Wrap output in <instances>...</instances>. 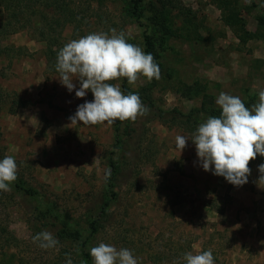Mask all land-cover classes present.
Returning a JSON list of instances; mask_svg holds the SVG:
<instances>
[{"label":"rangeland","instance_id":"obj_1","mask_svg":"<svg viewBox=\"0 0 264 264\" xmlns=\"http://www.w3.org/2000/svg\"><path fill=\"white\" fill-rule=\"evenodd\" d=\"M150 1L143 0V16L137 21L131 0H69L75 22L55 34L62 48L73 39L97 32L111 35L115 29L144 51L145 36H154L161 53L155 62L164 67L152 90L154 107L145 105L146 115L122 125L120 146L115 145V123L71 124L77 107L94 96L88 91L78 98L60 83L57 59L49 61L35 23L19 17L20 23L12 19L10 33L0 31V90L6 94L0 159L13 156L15 182L37 192L29 196L15 182L10 191H0V264H67L69 258L82 264L80 246L86 238L89 254L103 242L131 250L138 264H186L184 254L207 250L215 264H264V185L258 186L256 161H250L248 183L235 186L203 169L191 140L182 152L177 149V135L190 139L193 134L154 115L157 108L183 113L199 108L202 97L181 93L182 86L196 82L206 86L217 108L222 91L243 102L258 101L264 90V30L258 21L264 3L177 0L168 7L170 29L162 46L160 27L147 11ZM224 4H235L233 22ZM9 16L0 8V23L6 25ZM123 79L112 82L121 91ZM73 83L78 90L79 81ZM151 83L140 76L135 87L128 86L137 92ZM110 158L120 162L113 198L107 185ZM108 200L107 212L101 213ZM48 209L54 215L42 216ZM249 210L259 212L252 232L242 215ZM93 221L99 231L90 236ZM65 224L81 237L62 238ZM45 230L59 241L56 247L43 249L33 242Z\"/></svg>","mask_w":264,"mask_h":264},{"label":"clouds","instance_id":"obj_2","mask_svg":"<svg viewBox=\"0 0 264 264\" xmlns=\"http://www.w3.org/2000/svg\"><path fill=\"white\" fill-rule=\"evenodd\" d=\"M59 81L69 92L75 90L78 98H84L88 91L92 101L77 107L69 119L71 124L84 126L114 124L117 120L133 121L144 116L149 109L136 92L124 94L112 83L127 78L135 87L140 76L149 82L161 79V69L151 53L129 43L123 32H97L73 39L57 53L55 65ZM74 80L79 81L77 90ZM258 101L250 107L239 96L220 92L215 103L222 110L219 116H209L200 123L189 139L183 135L175 138L177 149L182 152L188 140L196 148L200 164L205 171L223 176L235 186L248 183L251 175L250 161L257 155L264 156V90L259 91ZM214 166V171H213ZM258 186L264 185V164L258 166ZM18 179V165L15 158L6 155L0 159V191H10V185ZM33 242L43 249L54 248L59 241L48 231L37 233ZM69 254H66V256ZM93 264H138V259L127 248L99 243L90 248ZM186 264H215L211 250L198 254H184ZM67 264H72L69 258ZM86 264V262H82Z\"/></svg>","mask_w":264,"mask_h":264},{"label":"trees","instance_id":"obj_3","mask_svg":"<svg viewBox=\"0 0 264 264\" xmlns=\"http://www.w3.org/2000/svg\"><path fill=\"white\" fill-rule=\"evenodd\" d=\"M68 1L69 0H0V8H2L5 12H9V18H11V20H9L6 25L2 22L0 23L1 34H5L4 32L7 31L8 33H10L8 27H13L12 19L20 23L22 19H19V17H28V22H30V24L33 25V23H35L34 25H37V36L46 43L47 57L49 61H53V59H57V53L61 49V43L59 42L58 37L55 36V34H58L59 30L64 29L65 25L73 24L75 22V19L72 16L73 11L70 8V4L68 3ZM176 1L177 0H151L147 7V11L150 13V20L152 24L154 26L160 27V31L162 34V46L165 43V38L167 34H169L170 29L168 26L167 16L168 7H174ZM131 2L134 4L133 15L135 16L137 21H140L143 16V0H131ZM262 2L264 3V0H262ZM224 7L226 9L229 7L232 13V20L229 22H233L234 20H236L237 15L235 13V4H224ZM47 11L54 13L56 17H48V14L46 13ZM262 12L263 15L258 17V21L259 25L264 30V8ZM238 15L240 16L241 14L239 13ZM145 47V52L151 53L154 56L155 61H157L161 57V53L158 51L156 43L154 42V36H145ZM156 63L159 65L162 74L164 69L163 64L160 62ZM156 83L157 80L153 79V83L142 87L139 91L136 92L140 95L143 104L148 105L149 108L154 107L152 90ZM206 91V86L201 84L200 82H196L190 86H182L181 93L184 97L191 99L199 97L203 98L201 106L199 108L192 109L188 113L180 112L177 109L165 111L157 108L154 112L155 118L167 125L177 126L187 130L191 134H194L200 123L204 122L209 116H219L222 111L220 108H217L215 106L213 97ZM122 92L124 94H128L129 92H131L128 86L127 78L123 79ZM5 95L6 94L0 90V112L5 105ZM244 103L246 106L250 107L253 103H256V101L254 99H250L249 101H244ZM20 106L22 107L23 104H21ZM10 111L13 114L16 113V110ZM125 122L127 121L121 122L117 120L115 122L116 146H120L121 144L119 132ZM252 161H256V164L258 166L260 164H264V156H260L258 154L256 159ZM108 166L111 170L107 172V185L109 194H111V197L113 198L115 197V192L113 190V188L115 187L114 181L116 180V176L120 173V162H115L110 158ZM22 185V181L15 182V187L20 191L25 192L27 195L32 197L37 195V192H34L29 188H24ZM109 206L110 200H108L103 205L101 213L107 212L106 208H108ZM46 214L54 215L51 209H48L47 212H41L42 216H45ZM89 229L91 230L90 236L96 234L99 231L97 222H90ZM7 232L8 231L6 229L2 230L3 234ZM71 234H74L77 237H81L79 231L73 230L70 226L65 224L63 230L60 232L61 237L67 238ZM88 240L89 238L85 239V241L80 246V249L83 254L82 262L91 264L92 257L86 251L88 247Z\"/></svg>","mask_w":264,"mask_h":264},{"label":"crops","instance_id":"obj_4","mask_svg":"<svg viewBox=\"0 0 264 264\" xmlns=\"http://www.w3.org/2000/svg\"><path fill=\"white\" fill-rule=\"evenodd\" d=\"M242 215H243V218H244V220H245V222L244 223H247V224H249V227H250V231L252 232V230H253V219H255V217H257L258 215H259V212L257 213V211L256 210H249V212H246L245 211V213L243 212L242 213ZM188 216V215H187ZM187 218V217H186ZM245 218H247V219H249L248 221H246V219ZM252 235V234H251ZM255 237L254 238H256V235H254ZM251 242V243H250ZM249 242V244L248 245H250V244H252V240Z\"/></svg>","mask_w":264,"mask_h":264}]
</instances>
